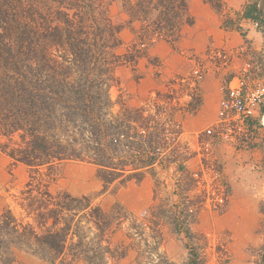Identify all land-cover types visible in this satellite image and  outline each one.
Returning <instances> with one entry per match:
<instances>
[{
    "label": "trees",
    "instance_id": "obj_1",
    "mask_svg": "<svg viewBox=\"0 0 264 264\" xmlns=\"http://www.w3.org/2000/svg\"><path fill=\"white\" fill-rule=\"evenodd\" d=\"M113 1L0 0V139L17 138L13 147L3 143L0 148L36 174L41 167L56 162L89 163L96 167L103 190L116 182L155 175L156 165L164 169L174 165L183 182L177 180L179 201L153 209L149 228L159 232L163 225H169L185 241L188 258L183 264H206L200 241L204 237L191 229L198 213L189 205L196 208V203L185 197L197 181L186 167L195 152L186 148L179 154L173 152L171 159L158 160L167 145L166 126L172 117L163 119L148 109L124 105L113 113L120 98L113 101L110 95L111 88H118L117 67L132 66L147 57L146 51L159 40L173 45L181 26L192 23L188 0H122L126 26L136 40L123 54L117 53L123 28L111 18ZM201 1L221 12V0ZM259 2L247 4L241 19L264 28ZM224 27L240 30L227 20ZM196 86L186 114H194L200 105ZM166 98L170 100V96ZM259 113L264 114V105ZM257 125L261 126V117ZM176 128L171 129L175 135L180 133ZM43 180L30 178L36 195L43 200L34 209L41 225H21L9 210L0 216V264H18L15 250L30 252L51 264L58 259V264H114L124 255L109 242L113 225L117 228L122 223L120 210L104 211L89 196L63 194L55 199ZM217 196L213 192L208 198L213 201ZM50 221L54 225L46 227ZM66 251L68 260H63ZM157 256L162 264H174ZM258 264H264V245Z\"/></svg>",
    "mask_w": 264,
    "mask_h": 264
},
{
    "label": "rangeland",
    "instance_id": "obj_2",
    "mask_svg": "<svg viewBox=\"0 0 264 264\" xmlns=\"http://www.w3.org/2000/svg\"><path fill=\"white\" fill-rule=\"evenodd\" d=\"M109 1L99 0L103 4ZM110 15L115 24L122 25L120 41L126 44L129 42L127 31L129 27L126 26L127 17L122 11V0L112 2ZM260 29L264 34V28ZM125 47L128 48L126 45ZM117 53L123 54L124 48L117 50ZM245 56L244 49L241 56L244 62ZM259 56L250 55L248 59L257 74H264V59L262 54ZM138 60L132 66L122 65L116 68L115 76L119 84L118 88L110 89V95L113 101L119 96L120 101L113 106L112 112H119L123 105L130 109H148L151 115L158 114L163 119L171 116L172 119H169L171 122L167 123L166 128L171 132L172 128H176L172 126L175 122L179 124L176 129L182 133V121L192 115L184 112L193 93L191 90L208 72L205 61H199L196 66L203 71L202 76L196 79L192 72L186 77L163 74L165 67L153 57L149 58L148 64L141 61L137 66ZM208 60L215 68L229 67L217 65V61L213 62L210 58ZM227 77L228 72L222 77V82L227 80ZM140 84L142 85L139 90ZM223 85L224 82L220 90ZM196 88L198 89V86ZM195 94L196 98L200 97L199 89ZM167 96H170V100L166 98ZM205 129L184 138H179L180 133L175 135L168 130L167 145L162 149V156L158 160L164 162L166 158L171 159L173 152L179 154L185 152L186 148L192 153L195 152V155L186 161V167L197 181L190 186L185 197L190 203H196V208L189 205L190 209H197L198 213L197 222L191 229L196 235L204 237L200 241L204 247L201 253L206 264H258L260 249L264 245V130H260L263 137L259 131V135L257 134L256 128L252 131L253 140L257 138L258 146H252L246 151L254 148L253 150L260 152L257 159L251 158V164L246 161V164L250 165L246 166L245 172L238 170L239 158L232 155L237 151L222 147L224 153L221 155L220 150L215 147L218 144L229 143L221 142L206 149ZM189 140L193 141V144H190ZM16 141L15 136L8 141L0 139V147L3 143H9L13 147ZM239 149L237 147V150L241 151ZM205 163L212 167L205 168ZM38 171L39 174H36L35 170L15 162L0 148V216L9 210L21 225L30 224L34 227L41 225V220L34 209L42 205L43 200L36 195L35 186L30 184L31 177L41 178L44 179L45 188L55 199L63 194L74 197L89 196L93 199V204L99 205L104 211L111 208L115 211L120 210L122 223L117 228L116 223L113 225L114 233H109L111 236L109 242L112 248L122 251L124 255L116 256L114 264H162L161 258L157 255L174 264L186 262L188 250L181 235L174 234L169 225H163L159 232L151 231L149 228L152 226L150 221L153 209L159 205L170 207L179 201L177 183L181 180L174 165L167 166L166 169L156 165L155 175L149 173L140 181L116 182L106 190H103L96 176V167L89 163L62 161L50 167H41ZM213 192H217L218 196L212 201L208 195ZM220 198H223L222 202L219 201ZM46 223V227L54 225L52 221ZM67 254L68 251L65 252L63 260H68ZM14 256L18 264H51L23 250H15ZM58 263L59 259L55 264ZM72 264L85 263L77 261Z\"/></svg>",
    "mask_w": 264,
    "mask_h": 264
},
{
    "label": "crops",
    "instance_id": "obj_3",
    "mask_svg": "<svg viewBox=\"0 0 264 264\" xmlns=\"http://www.w3.org/2000/svg\"><path fill=\"white\" fill-rule=\"evenodd\" d=\"M251 2L252 0H221L222 9L218 13L210 5L205 4L201 0H188V16L192 19V23L181 26L178 39L173 45L159 40L146 51L147 57H142L138 60L137 66L141 61H145L148 64L149 58L153 57L165 67L163 74H168L172 77H186L195 69L199 61H205L208 72L197 85L200 92V105L195 112L196 114L187 116L182 121L181 127L183 132L180 133L179 138L197 134L213 124L217 117L219 102L223 97L220 87L223 82L225 85L231 80L232 84L235 83V79L239 75V70L244 63L243 57H235L229 67L226 69H218L212 64H209L208 58L210 52L214 49L236 51V49L242 47L246 51L245 57L248 60L250 55L252 57L259 56L264 51V34L260 27H257L256 23L252 20L241 19L245 6ZM259 7L263 12L264 19V0H260ZM226 20L231 21L234 27L238 26L240 30L225 28L224 22ZM134 26L137 25L134 24ZM127 31L129 33V42L123 44L121 41V46L118 48V50L124 48V52L136 42L134 33L130 29H127ZM122 32L119 34L120 40L122 39ZM125 45L128 47L127 49ZM225 71L228 72V77L227 80L222 82V77L227 74ZM148 82L150 83V79ZM142 84L139 85V90ZM260 117L258 112L251 121V124L253 128L257 129V134L259 135V131L260 136L263 137V132L261 133L260 131L261 129L264 130L262 117L261 126L257 125ZM256 139L252 141L249 147L240 148L239 150L241 151H238L237 146L231 143H217L218 145L215 144V147L220 150L221 155L224 153L221 150L222 147L237 151L232 153L233 156L239 158L237 168L240 171L246 172V166L252 163L251 158L257 159L258 152H260V150H253L254 148L246 151V149L252 148V146H258ZM192 142L189 140L190 144H193ZM226 145L230 146L227 147ZM246 161H249L250 164H246Z\"/></svg>",
    "mask_w": 264,
    "mask_h": 264
},
{
    "label": "built area",
    "instance_id": "obj_4",
    "mask_svg": "<svg viewBox=\"0 0 264 264\" xmlns=\"http://www.w3.org/2000/svg\"><path fill=\"white\" fill-rule=\"evenodd\" d=\"M256 26L259 25L256 23ZM243 54L242 47L236 51L214 49L210 52L209 58L213 62L217 61V65L226 67L235 57ZM261 54L264 59V51ZM192 73L199 79L203 71L196 67ZM221 91L223 97L218 105L217 117L213 124L204 130L207 138L204 145L207 150L221 142L231 143L238 148L249 147L253 141L252 131L255 129L251 121L264 104V74H257L248 59L239 70L235 83L229 81L223 85ZM219 201L222 202L223 199L220 198Z\"/></svg>",
    "mask_w": 264,
    "mask_h": 264
}]
</instances>
